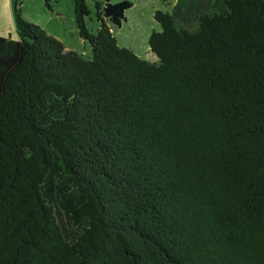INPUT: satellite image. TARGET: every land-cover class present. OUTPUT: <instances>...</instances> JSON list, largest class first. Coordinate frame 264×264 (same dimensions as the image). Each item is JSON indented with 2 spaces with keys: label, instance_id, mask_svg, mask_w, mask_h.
Listing matches in <instances>:
<instances>
[{
  "label": "trees",
  "instance_id": "16d2710c",
  "mask_svg": "<svg viewBox=\"0 0 264 264\" xmlns=\"http://www.w3.org/2000/svg\"><path fill=\"white\" fill-rule=\"evenodd\" d=\"M72 1L92 57L0 35V264H264V0L156 10V60Z\"/></svg>",
  "mask_w": 264,
  "mask_h": 264
},
{
  "label": "rangeland",
  "instance_id": "374dc122",
  "mask_svg": "<svg viewBox=\"0 0 264 264\" xmlns=\"http://www.w3.org/2000/svg\"><path fill=\"white\" fill-rule=\"evenodd\" d=\"M118 2L121 0H113ZM134 5L126 12V20L120 27L114 29L118 41L122 45L132 47L139 55L149 60H156L157 56L151 50L149 40L154 30H160L161 25L155 19L154 14L158 9L172 12L174 7L182 4L181 8L185 12L191 7L211 8L213 3L210 0H133ZM22 10L24 17L41 25L50 35L56 37L65 45L66 49H72L82 54L84 57H92L91 44L80 34L75 21V12L72 0H53L52 8L47 7L45 0H14L12 12L15 13V5ZM91 15L87 23L89 28L96 32L99 22L96 17V8L93 1H89ZM15 15V14H14ZM188 25L194 24V14L187 13ZM191 17V18H190ZM2 24V23H1ZM3 24L1 29H3ZM8 29V28H7ZM4 33L10 36L11 33ZM16 25L13 36L17 37Z\"/></svg>",
  "mask_w": 264,
  "mask_h": 264
},
{
  "label": "crops",
  "instance_id": "0c3cea01",
  "mask_svg": "<svg viewBox=\"0 0 264 264\" xmlns=\"http://www.w3.org/2000/svg\"><path fill=\"white\" fill-rule=\"evenodd\" d=\"M12 4H14V0H0V35L5 36L4 33L1 32H5L7 30V32H10L11 36H13L15 18L14 13L12 12ZM1 23L4 26L3 29H1Z\"/></svg>",
  "mask_w": 264,
  "mask_h": 264
}]
</instances>
